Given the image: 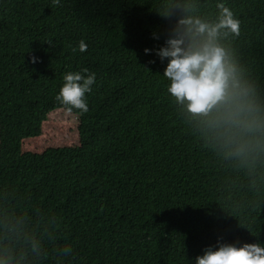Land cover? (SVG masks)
<instances>
[{"label":"trees","instance_id":"obj_1","mask_svg":"<svg viewBox=\"0 0 264 264\" xmlns=\"http://www.w3.org/2000/svg\"><path fill=\"white\" fill-rule=\"evenodd\" d=\"M217 2L0 0V260L194 264L220 243L264 245V151L229 154L167 93V59L144 52ZM222 2L240 20L223 42L264 104V0ZM83 68L96 79L88 111L71 110L78 143L22 150L69 110L55 96Z\"/></svg>","mask_w":264,"mask_h":264},{"label":"clouds","instance_id":"obj_2","mask_svg":"<svg viewBox=\"0 0 264 264\" xmlns=\"http://www.w3.org/2000/svg\"><path fill=\"white\" fill-rule=\"evenodd\" d=\"M216 9L214 18L185 12L175 20L163 45L144 52L167 59L163 71L168 79L167 93L184 112L202 118L229 154L251 155L264 151V104L254 85L241 77L223 42L239 33L240 20L222 0ZM86 47L81 40L79 51ZM95 79V73L87 68L67 72L55 99L70 111L86 113L85 94L91 92ZM194 264H264V245L220 243L205 248Z\"/></svg>","mask_w":264,"mask_h":264},{"label":"rangeland","instance_id":"obj_3","mask_svg":"<svg viewBox=\"0 0 264 264\" xmlns=\"http://www.w3.org/2000/svg\"><path fill=\"white\" fill-rule=\"evenodd\" d=\"M77 143L76 115L66 108L57 107L42 121L38 135L23 139L22 150L40 152L48 147L74 146Z\"/></svg>","mask_w":264,"mask_h":264}]
</instances>
